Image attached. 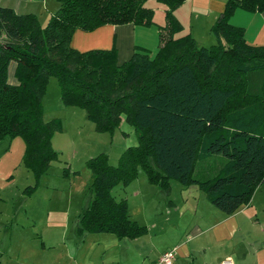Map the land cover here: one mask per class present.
Instances as JSON below:
<instances>
[{"label": "trees", "instance_id": "1", "mask_svg": "<svg viewBox=\"0 0 264 264\" xmlns=\"http://www.w3.org/2000/svg\"><path fill=\"white\" fill-rule=\"evenodd\" d=\"M56 1L44 24L33 12L0 4V138L23 139L22 162L36 181L48 172L57 154L51 144L57 122L44 120L40 92L50 74L62 102L83 108L97 130L113 133L124 118L137 135L115 164L105 152L87 160L91 197L77 232L135 237L145 231L126 199L112 192L134 180L139 168L165 190L171 179L198 185L227 214L247 204L264 181V43H248L242 27L228 19L236 7L264 10V0H226L211 26L217 39L211 47L188 33L175 35L172 9L184 0H157L165 23L155 55L134 51L122 63L114 48H73L72 33L106 23L152 24L147 0ZM12 60L15 83L7 76ZM214 154L225 159L211 176H198L197 162Z\"/></svg>", "mask_w": 264, "mask_h": 264}, {"label": "rangeland", "instance_id": "2", "mask_svg": "<svg viewBox=\"0 0 264 264\" xmlns=\"http://www.w3.org/2000/svg\"><path fill=\"white\" fill-rule=\"evenodd\" d=\"M146 5L153 9V23L163 26L164 5L157 0H147ZM241 9L246 14L234 17V21L229 17V22L242 27L248 43H264V21L257 15L260 10ZM40 11L43 12L41 8ZM172 14L179 22L176 36L188 33L199 41V45L207 47L217 42L211 25L207 29L203 28L202 15L195 18L196 11L191 14L189 7L177 6L172 9ZM191 29L192 33L189 32ZM14 64L15 61H10L7 75L8 80L12 79L13 83L16 82ZM40 100L44 120L57 122L51 137L52 147L57 154L47 173L42 174L36 181L32 171L23 164L24 142L20 136L0 138V240L5 241V246L9 241V264H18L19 260L26 264H53L55 260H59L56 258L59 256H63L62 261L68 263L70 260L64 258L68 252L80 257V253L86 251L92 243V238L98 235L95 232H77L79 214L91 197L90 185L93 176L87 160L105 152L109 162L115 164L126 146L137 143L134 127L124 118L113 133L99 131L83 108L65 105L61 100L57 79L52 74L46 79L40 92ZM224 159L223 156L214 154L207 160L198 161L196 169L203 168L198 176H211ZM143 175V170L139 168L138 176ZM136 179L126 185L117 184L112 192L118 199L122 196L121 193L128 192L129 195L139 185L144 198L151 199L146 205V216L153 218L160 210L157 205L160 194L149 191L145 186L146 182L143 184L141 179ZM170 182V197H177L178 188L187 189L175 179ZM188 188L194 191L198 189L196 184L189 185ZM256 188L252 194L254 200L252 203L249 201L251 204L248 202L246 210L238 219L240 225L235 237L238 242L235 245L241 246L244 251L246 264H264V181ZM157 217L158 214L155 218ZM169 226H174L172 221L165 225L166 228ZM150 229L153 230L154 227ZM171 232L169 229V233ZM160 236L162 235L158 237ZM136 245L139 250L144 247H140L143 245L140 242ZM111 252L114 250L108 251L107 255ZM6 257L8 256L3 259L6 260Z\"/></svg>", "mask_w": 264, "mask_h": 264}, {"label": "crops", "instance_id": "3", "mask_svg": "<svg viewBox=\"0 0 264 264\" xmlns=\"http://www.w3.org/2000/svg\"><path fill=\"white\" fill-rule=\"evenodd\" d=\"M0 4L9 6L19 13L33 12L42 24L58 5L56 0H0ZM225 4L226 0H184L178 8L187 6L191 14L196 11L195 18L202 15L203 28L207 29L218 19ZM239 8L236 7L230 15L232 21L234 17L246 14V11ZM257 15L264 21V10L257 12ZM203 18L206 19L203 20ZM196 41L199 42L197 39ZM70 44L79 51L114 48L117 62L122 63L128 60L134 51L147 52L150 56L157 51L159 25L127 22L106 23L89 31L77 28L72 33ZM9 82L13 83L12 79ZM136 178L139 181L141 179L140 182L143 184L146 182L145 186L149 191L159 192L160 202L157 204L160 207L159 212L157 211L159 217L155 218L157 214L153 217L155 219L146 216V205L151 199H145L141 188L136 185L129 195H127L128 192L121 193L120 198L126 199L131 218L145 226L142 234L135 237H118L111 232H98L86 251L80 253V257L73 252H68L64 257L70 260L68 263L62 261L63 256H59L56 257L59 260H55L53 264H151L163 251L170 248L176 250L175 264H221L227 261H229L228 264H246L244 251L241 246L235 245V242L238 243L235 237L240 225L238 219L246 210L245 206L248 203L235 212L227 214L214 206L198 185H196L197 191L183 186L187 189L178 188L177 197H170L171 182L169 188L165 190L149 183L145 174L143 177ZM258 188L259 186L254 193ZM253 198L250 199L251 203ZM169 221H172L174 226L172 228L169 226L167 229L165 225ZM151 227L154 229L151 230ZM159 235L162 236L158 237ZM163 240L165 241L159 242ZM4 242L0 240V264H9L11 256L8 248L9 241L6 246ZM135 242L143 244L140 246H144L143 249L139 250ZM112 250L114 252L107 255V252ZM4 256H8L6 260L3 259ZM18 264L26 263L19 260Z\"/></svg>", "mask_w": 264, "mask_h": 264}, {"label": "built area", "instance_id": "4", "mask_svg": "<svg viewBox=\"0 0 264 264\" xmlns=\"http://www.w3.org/2000/svg\"><path fill=\"white\" fill-rule=\"evenodd\" d=\"M175 255H176V250L174 248L167 249L163 251L159 257L152 262L151 264H175ZM229 261L223 262L221 264H228Z\"/></svg>", "mask_w": 264, "mask_h": 264}]
</instances>
